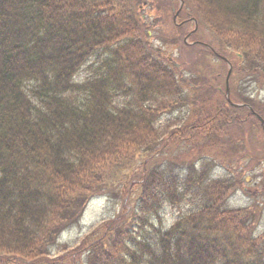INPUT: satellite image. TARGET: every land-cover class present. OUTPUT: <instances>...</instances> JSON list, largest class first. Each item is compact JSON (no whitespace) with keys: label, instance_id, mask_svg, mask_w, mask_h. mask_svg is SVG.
I'll return each mask as SVG.
<instances>
[{"label":"trees","instance_id":"obj_1","mask_svg":"<svg viewBox=\"0 0 264 264\" xmlns=\"http://www.w3.org/2000/svg\"><path fill=\"white\" fill-rule=\"evenodd\" d=\"M184 1L246 89L263 90L264 0ZM141 2L0 0V264H82L69 248L52 255L60 235L80 225L90 199L127 187L157 216L168 207L178 216L165 233L148 224L158 250L138 222L128 242L110 232L103 264H264V127L245 107L264 119V98L242 94L239 81L243 107L232 106L216 73L205 86L171 69ZM238 191L251 202L230 208ZM131 243L146 254L123 251Z\"/></svg>","mask_w":264,"mask_h":264},{"label":"rangeland","instance_id":"obj_2","mask_svg":"<svg viewBox=\"0 0 264 264\" xmlns=\"http://www.w3.org/2000/svg\"><path fill=\"white\" fill-rule=\"evenodd\" d=\"M166 1L168 0H150L149 3L145 4V8L143 7L144 9L142 10L146 15L155 18V20L159 23L156 30H160L163 34V37L169 42H171L165 44L168 46V48L165 49V51L163 52L165 56L162 57L171 59V62H173L174 64H180V72L188 75V79L192 78L197 80V78H199L201 80L199 74L202 67H200L197 71H195L194 65L192 63L194 57H190V50L184 49L185 46L184 44L181 45L179 43L178 45L174 41V38L177 37H176V32L172 31L174 24L172 22L171 11L167 9L166 10L161 9V6L164 5ZM208 36L212 38V36L209 33ZM206 40L209 41V39ZM161 45H163V43H160L159 46ZM216 45L219 46V43H216ZM210 62L213 69H216L217 63L215 61H212L211 59H207L205 60L204 63L209 64ZM87 67L88 66H86V68ZM211 76L212 75H209L207 71L205 73L204 78ZM241 80L242 78L237 77L236 75L233 81V86L235 88V84L240 81L238 85L240 86L241 93H245L246 87L243 81ZM189 83L192 85H196V82H193L192 80H189ZM262 95H264V93ZM242 134L247 135V131L244 130ZM243 167L241 168V171L243 170ZM218 174L226 175L227 172L219 170ZM249 181L253 182L252 175L249 176ZM124 197L125 196H122L121 198L124 199ZM248 198L249 196L247 194H245L242 191H239L231 198L230 203L233 207H244L249 202H251V200H249ZM134 206H135V202H132L130 205L121 207L120 202H114L113 199L112 200H106L104 198L94 199L89 204L83 216L82 224L74 228L72 231H70L69 232L70 234H66L63 237V242L73 243L75 247L80 242V239L86 235L88 238V242L85 244L92 242L102 234L104 228L110 227L111 221L114 218H116L115 216L116 215L119 216L125 209L131 211L129 217L127 218L125 224L123 225L124 229L128 228L134 220L140 218L137 216L135 210L133 209ZM192 207L193 205H187L186 207H184V209L189 210ZM146 215L149 216L150 214L148 213ZM176 217H177V211H175L171 207H168L161 211L160 218L152 217L150 221L153 224H155L157 229H159L161 228L162 225L166 226L167 224L170 223L172 225V222L176 219ZM261 223H264V217L262 218ZM145 225L146 224H144V226ZM136 230H139V226L136 228ZM141 235L142 237L144 235L148 237L150 241H155V242L158 236L157 231L155 229H152V231L150 230V226H147L145 230H142ZM91 250H92V254L90 256L92 257H96L104 251L103 247H101L100 245L97 246L96 244L91 245ZM139 264H144V263L142 260H140Z\"/></svg>","mask_w":264,"mask_h":264}]
</instances>
